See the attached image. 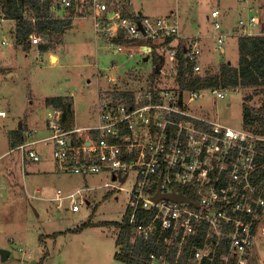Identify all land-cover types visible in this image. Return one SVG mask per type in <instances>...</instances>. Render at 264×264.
<instances>
[{
    "label": "built area",
    "instance_id": "built-area-1",
    "mask_svg": "<svg viewBox=\"0 0 264 264\" xmlns=\"http://www.w3.org/2000/svg\"><path fill=\"white\" fill-rule=\"evenodd\" d=\"M132 1L52 0L51 7H80L84 16L94 19L97 34L130 41L117 44V52L128 49L130 57L154 51L149 41L156 42V49L162 51L156 79L149 75L135 87L99 89L94 120L87 125L64 128L63 109L52 107L47 124L50 135L33 138L35 131L26 130V140L18 148L30 159L40 160L32 145L45 142L52 145L59 172L111 174L112 181L101 186L128 194L130 255L137 244L150 240L157 247L164 245V252L141 258L145 264H252L264 218V133L232 127L206 111L191 110L189 105L207 93L216 102L229 89L180 88L177 52L185 44L176 42L181 37L179 18L175 14L133 16L129 13ZM219 14V8L211 12L213 35L223 51L229 31ZM259 22L257 15L239 20L243 34L252 33L250 28ZM48 36L33 32L30 39L41 44ZM197 53L191 47L192 59L199 60ZM108 79L119 77L115 73ZM165 80L174 83L168 85ZM124 90L133 95L118 98L113 94ZM79 193L59 198L68 199L69 207L78 211ZM117 246L120 253L125 251L123 244ZM21 250L28 256L32 252Z\"/></svg>",
    "mask_w": 264,
    "mask_h": 264
},
{
    "label": "rangeland",
    "instance_id": "rangeland-1",
    "mask_svg": "<svg viewBox=\"0 0 264 264\" xmlns=\"http://www.w3.org/2000/svg\"><path fill=\"white\" fill-rule=\"evenodd\" d=\"M149 1L151 3L165 2L166 10L173 8L175 12H178V15L180 13L179 22L181 26L190 22L191 18L203 17L206 11L211 10L213 5L210 0H193L194 4L192 7L190 6L191 0ZM233 3L236 5L238 1L233 0ZM242 4H249V7L245 10H236L233 13L235 20L249 19L257 15L261 19V29L264 33V0H249L248 2L245 0ZM72 7H65L69 10L65 11V14L73 17L87 16L78 11L80 7H76L77 10ZM89 7L90 4L87 3V10ZM61 10H53V15L57 17ZM86 19L89 24L87 38L92 39L91 43L88 41L89 44L85 45L84 49L79 47L80 44L77 40L69 44L70 46H67L66 53L58 64L51 63L47 53L29 52L26 56V52L21 47H18L14 35L8 31L10 22L6 24L0 23L6 28H0V66L4 68L1 74L12 69L17 70L16 74L6 80L8 82L7 86H4V84L0 85V108H3L7 113V117L0 116V124L4 121L8 123L10 129H19L21 122L27 120L26 127H31L30 129L27 128V130L34 132L33 128H39L42 131L36 133V138L44 137L49 132L47 129L43 131V127L39 125L41 124L40 122L46 123L47 121L46 97L68 93L75 95L73 111L76 125H87V123L93 122L94 119L91 113L93 112V102L97 97L96 90L98 88V79L95 76L96 68L98 66L104 73L112 74L115 71L112 69L113 61L119 66L116 72L122 78H124L125 71L129 68L142 69L143 72L147 71L144 74H138L139 77L135 79L125 77L120 81L119 77L117 81H112L114 83L109 79L102 78L100 85H103L102 87L108 86L105 89L135 87L143 80H146V77L149 76V71L153 69L154 58L149 60H144V58L139 56L130 58L128 54L115 53L114 49L106 44L101 46L99 43L97 47L93 38L95 36L93 19L90 16ZM257 31H259L258 25L251 30L252 33ZM60 38L61 36L58 37V39ZM4 40L5 42H3ZM50 40L51 37H47L44 43ZM13 50L16 53H13ZM238 57V51H232L228 52L226 56L219 53L215 54L214 58L217 62L229 58L235 65ZM202 58L207 59L205 56ZM206 59L205 61L208 62H205L204 59L199 60L197 73L204 74L217 69L218 65ZM18 68L20 69L19 73ZM89 79H92V81L89 82ZM165 82L168 85L174 83L171 80H165ZM254 92V88L239 86L236 89H229L227 95L217 99L216 102L207 93L205 97L190 104L189 108L198 112L206 111L208 116L232 127L239 128L244 125V97ZM5 93L8 94V99L3 97ZM263 97L264 90L255 96L252 103L260 104ZM7 131V128L5 129L0 125V176L5 175L4 171L7 172L6 169L15 171L14 160L21 157L20 149L12 148L11 150V137L7 135ZM35 148L42 158L41 161L35 162V166L45 167L47 164L50 166L53 161L51 145L40 142L35 145ZM19 168L22 167L17 163V169ZM51 173L57 178L55 181L50 182L55 187L66 184L71 189H76L79 186L81 188L85 187V182H83L81 177L73 176L74 178H68L71 177L69 174H61L64 172L59 174V171H51ZM48 176H46L45 172L43 174L37 173L39 181L35 178V183H32L34 185H49ZM108 180L112 181L111 174L91 175L88 183L92 186V189L81 191L78 194L77 201L81 209L79 212L67 211L64 207L60 208L52 201H43L39 198H30V201L27 193L34 192L32 190L33 187H29L30 189H28L27 193H20V200L23 202L19 200L18 203L8 210L12 214L11 219L9 220V215H7V220L5 218L0 220V247L11 251V255L5 261L1 260L0 253V264H30L31 259L34 257L37 259L36 261L45 258L42 264H128L115 257L118 250L116 239L119 227L111 223L109 225H90L82 231H67L56 236L46 234L54 231H66L88 222L90 218L95 223L121 221L127 209L128 194H126V191H111V187H100V184ZM42 235H45L43 236L45 243L40 239ZM262 240L264 241V237H262ZM21 249L31 250L32 252L28 256L23 254ZM256 255L258 256V262L264 264V249L262 251L258 249ZM254 262L257 264L256 260Z\"/></svg>",
    "mask_w": 264,
    "mask_h": 264
},
{
    "label": "crops",
    "instance_id": "crops-1",
    "mask_svg": "<svg viewBox=\"0 0 264 264\" xmlns=\"http://www.w3.org/2000/svg\"><path fill=\"white\" fill-rule=\"evenodd\" d=\"M139 1H141V2H139ZM237 1H238V3H236V5H235V3H233V0H210L211 4H213L212 8H211L210 11H206V13H205V15H203V17H201V16L196 17L195 16L196 18H191L190 22L184 23V24H182V26L180 25V22H179V25H180V36L181 37L176 42L179 43V44L181 42H183L187 46L195 47V49L198 50L197 54H199V56L201 57L202 60L204 59V61H205L206 58H202V57L205 56L212 63L218 65V67H219V64L221 62H223V61H228L229 63H232L234 65V63L229 58H226V60H224V59L220 60L221 62L220 61L217 62L214 57H215V54H218V53L219 54H224L226 56V54L228 52L230 53L232 51H234V52L238 51L239 36L243 34L244 30L239 24V19L237 21L235 20V18L233 16V13L236 10H239V9H241V10L247 9L249 7V4L243 5L242 2H244L245 0H237ZM248 1L246 0V2H248ZM87 3H88V1H87ZM193 4H194V1L191 0L190 1V6L192 7ZM217 8L220 9V14H219L220 17L219 18L222 21L223 28H225V29H227L229 31V36H228V38H227V40H226V42L224 44V50L223 51H220V49L217 47V42H216V39H215V37L213 35V32H214V27H213L214 18L211 16V12H212V10L217 9ZM56 9L57 10L58 9H62L57 17H60V18H63V19L68 18V19L72 20V24L61 35L60 39H58L59 36L50 35L49 37H51V40L49 42H51V43H49V45L47 46L46 49H43L41 47V45L42 44H47L48 42L41 43V44H36V43L31 42L29 50L25 51L26 52V56H27V54H29V52H38L40 54L41 53L42 54L47 53L48 58H50V62L53 63V64H58L60 62V60L62 59V57L64 56V54L66 53L65 51H66V48H67V46L69 44H71V43H73V42H75L77 40V42L80 44L79 47L81 49H84L85 45H88L89 42L91 43L92 39L87 38L88 37V31H89V24H88L86 18L88 16H86V17H73L72 15L70 16L68 14H65V11H69V10L66 9V8L64 9L61 6H56L55 9L54 8L52 9V12H53V10H56ZM75 9H76V6H75L74 10ZM78 11H81V10L78 9ZM129 13L131 15H133V16L149 15V16H154V17H161L163 15L175 14L178 18H180L179 17L180 13L178 15V12H175L173 10V8L170 9V10H166V3L162 2V1L157 2V3H153V2L151 3L149 0H133L132 1V5L129 8ZM241 18H242V16H241ZM3 21H6V22H3ZM9 22H10V25H9L8 31H10L11 34L14 35V28H15L16 21H14V19H12V18L0 19V23H3V24L5 23L6 24V23H9ZM93 23H94V27H95V30H94L95 36L93 38H94V41H95L97 47H98L99 43H100L101 46H104V44H106L108 47H112V49H114L115 53H121V52H117V44L118 43H123V42H125V43H129L130 42L128 40H124V39H121V38L113 39V40H111L110 38H108L106 36L104 38V36L96 33V26H95L94 19H93ZM3 24L0 25V28L6 29ZM257 25H258L259 31H257L256 33L264 34L262 29H261L262 28L261 27V25H262L261 24V19H260L259 23H257L255 26H252L250 28V31L253 30ZM247 30H245V31H247ZM256 33H250V35L251 34H255L256 35ZM145 41H148V40H145ZM3 42H5V40ZM136 42H138V41H136ZM149 42L152 45H154V51H152L150 53H147V54H145L143 56H141V54L137 53L134 57H130V58H136L137 56H139L141 58H144V60H149L150 58H154L155 57L154 53L158 54V53L162 52L161 50H157L156 49V47H157L156 42H154V41H149ZM136 44H138V43H136ZM134 49L137 50V47H135ZM127 50L128 49L124 50L121 54H128ZM12 52L16 53L15 50H13ZM200 57H199V60H201ZM204 61H202V62H204ZM238 61H239V57H238V59L236 61V64H235L236 66L238 65ZM205 62H208V61H205ZM114 63H116V62L113 61V64ZM155 65H157V64L154 63L153 69L149 71L148 75L152 74V71H154ZM11 68H13V67L11 66ZM118 68H119L118 65L116 67H112V69L115 70V71H113L112 74H107V72L104 73V71L99 69L98 66H97L95 76H97V79H98V88L96 90V94H97V91L99 89H101V88L105 89V88L108 87V86L102 87L103 85H100L101 82H102L101 81L102 78L108 79L109 76H111V75L114 76L115 73H116V75H118V77H120L119 73L116 72ZM211 68H213V67H211ZM19 70L20 69L18 68V73H19ZM155 70H156V73H157L158 69L155 68ZM197 70H198V68H197ZM145 71H147V70H145ZM144 72L142 71V69L129 68L128 70L125 71L124 78L126 77L128 79H130V78L131 79H135V78L139 77L138 74H142V73L144 74ZM16 73H17V70L16 69H12L10 71L5 72L4 74H1L0 75V85L4 84V86H7L8 82L6 80L10 76H13ZM124 78H122V76H121L120 77V81L123 80ZM147 79H148V77H146V80ZM146 80H143V82L146 81ZM88 81L90 82V81H92V79H89ZM143 82H141V83H143ZM112 83H114V82H112ZM67 95L72 96V99L74 101L75 95L73 93L49 95V97L50 96H67ZM3 97H5L7 99L9 98L7 93L3 94ZM49 97H46V100ZM46 100H45V102H46ZM95 100H96V98L94 99L93 104H95ZM46 106H47V109H48L47 121H46V123L45 122L44 123L40 122L41 124L39 125L40 127H43V131H44V129L48 130L47 124H48V119H49V112L52 109V107H56V106H54L52 104L48 105L47 103H46ZM0 111H5V110L3 108H0ZM93 115L94 114H92V117H93ZM0 116L7 117V113L5 112V115H1L0 114ZM26 121L25 122L22 121L21 124H20V127H19L20 129H23L24 141L26 140L25 131L27 130V128L28 129L31 128V127H26ZM0 125L3 128H5V129L7 128L8 129V131H7L8 134L7 135H10L9 137H11V141H10L11 150H12V148L19 149L18 146L20 144H18L17 146H14V147L12 146V141L14 140V137H15V135L13 134V131H15L16 129L15 128H11L10 129L8 127L9 126L8 123L4 122V121ZM33 129L35 131V134H34L33 138H36V136H35V135H37L36 133H38V132H40L42 130L39 129V128H33ZM48 132H49V130H48ZM48 135H50V134H48ZM48 135H46V136H48ZM38 139H40V138H38ZM38 143H40V142H36V143H34L32 145L33 148L37 152H38V150L35 148V145L38 144ZM43 143H45V142H43ZM46 145H49V144H46ZM51 147H52V145H51ZM5 153H7V152H5ZM20 156L21 157L15 158V160H14L15 171L6 169L7 172L4 171L5 175H1L0 176V179H1V181H0V220L2 218H5L7 220V218H6L7 215H9V220L11 219V215L12 214L8 210L11 209V207L13 205L18 203V201L21 198V195L19 196L20 193H22V194L24 192L27 193L28 189H30L32 187H33L32 190L34 192L27 193L29 199L30 198H39L40 200H43V201H49V202L52 201V202L56 203V205L58 207H60V208L64 207L67 211L79 212L81 210L80 208H79L80 210H78V211L72 210L69 207L70 206L69 200L66 199V198L62 199V198H59V197H61V195L62 196L68 195L71 192H76L78 190H80V192L81 191L83 192V191H87L89 189H92V186H90L89 183H88V179L93 174H97V175L98 174L99 175L103 174V173H89V175H83V174H75V173H70L69 174V173H61V172H59V174L60 173L61 174H69V176H71V177H68V178H74L73 176L81 177L83 182H85V187L81 188L79 186L76 189H71V187L70 188L67 187V184L66 185H62L60 187L59 186L55 187V185L53 183L50 184L51 181H55L57 179V178H55L54 174L51 173V171H55V172L58 171L56 169V165H55L53 157H52L53 161L50 164V166L47 164L46 166L43 165L45 167H40V166H35L36 165L35 162L41 161L42 158L40 160H34L32 158L30 159L28 156H26L22 152H21ZM17 163L22 168L17 169ZM0 172H1V168H0ZM43 172L46 173V176L49 175L48 178H47V179H49V185H39V184H35L34 185L33 183H35V178L38 180L37 173L43 174ZM104 174H107V173H104ZM105 182H107V181H105ZM101 185L102 184H100V187H102ZM4 192H5V195H4ZM30 201H31V199H30ZM21 202H23V201H21ZM88 203H90V202H88ZM260 224H261V229H259L257 240H255V242H254L255 246H254V249H253L252 254H251V262H252V264H255V262H254L255 260H256L257 264H260V262H258V256L256 254H257L258 249H260L261 251L264 249V241L262 240V237H264V227H263L264 226V218H263V221ZM54 232H56V231H54ZM59 232H63L64 233V231H59ZM52 233H46V234H49V236H50V234H52ZM258 241H260L259 244H258ZM43 242L45 243V239H43ZM34 260H37V259L35 257L32 258L31 261H30V264ZM37 263H38V261H35V264H37Z\"/></svg>",
    "mask_w": 264,
    "mask_h": 264
},
{
    "label": "trees",
    "instance_id": "trees-1",
    "mask_svg": "<svg viewBox=\"0 0 264 264\" xmlns=\"http://www.w3.org/2000/svg\"><path fill=\"white\" fill-rule=\"evenodd\" d=\"M52 0H0L1 15L4 18H12L16 21L14 28V39L19 47L24 51H28L32 40L30 34L38 32L45 35L61 36L66 29L72 24V20L60 18L53 15ZM75 8L74 6L72 7ZM128 13V12H127ZM48 36V37H49ZM171 40V38H168ZM47 44H42L41 47L46 49ZM191 50L190 46L182 45L177 52L178 57V72L176 80L182 89H200L207 87H223L228 89H236L239 86L254 88V93H249L244 97L243 110H244V127L256 133H264V97L261 103L256 105L252 100L263 92L264 90V34H242L238 40V65H233L228 61H223L219 67L213 72H205L204 74L195 73L198 67V59H192L189 55ZM155 64L161 62V56L154 53ZM156 66V65H155ZM156 67L152 72V81L156 79ZM4 68L0 66V74ZM113 94L122 98L125 95L132 96V92L128 90L114 91ZM46 103L63 109V126L68 127L74 124L75 114L73 111L72 96H50ZM15 135L12 141V146H17L24 142L23 129H16L13 131ZM264 173V169L262 171ZM128 217L126 213L121 221H101L95 223L92 218L88 222H84L76 227L67 231H82L90 225H106L109 223L119 227V233L116 239V244H123L125 251L120 253L116 251L115 257L118 260L134 264H145L144 261L152 257L154 252L158 254L164 252V245L160 244L157 247L154 240H150L144 245L143 243L137 244L130 255V244L128 242ZM64 231V232H67ZM63 232H53L52 235L56 236ZM51 235V236H52ZM41 236V240H43ZM45 259V258H43ZM42 260L38 263L42 264ZM37 263V264H38Z\"/></svg>",
    "mask_w": 264,
    "mask_h": 264
},
{
    "label": "water",
    "instance_id": "water-1",
    "mask_svg": "<svg viewBox=\"0 0 264 264\" xmlns=\"http://www.w3.org/2000/svg\"><path fill=\"white\" fill-rule=\"evenodd\" d=\"M123 179L124 178H122V180ZM174 198H176L177 200H181L180 196H175ZM0 253H1V260H3V261L7 260L9 258V256L11 255V251L9 249L3 248V247H0ZM35 261L36 260L32 261L31 264H35Z\"/></svg>",
    "mask_w": 264,
    "mask_h": 264
}]
</instances>
